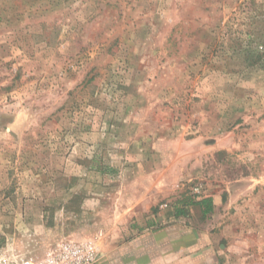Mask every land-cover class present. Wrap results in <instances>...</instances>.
Instances as JSON below:
<instances>
[{
  "label": "rangeland",
  "instance_id": "374dc122",
  "mask_svg": "<svg viewBox=\"0 0 264 264\" xmlns=\"http://www.w3.org/2000/svg\"><path fill=\"white\" fill-rule=\"evenodd\" d=\"M177 212L264 264V0H0V250Z\"/></svg>",
  "mask_w": 264,
  "mask_h": 264
},
{
  "label": "crops",
  "instance_id": "0c3cea01",
  "mask_svg": "<svg viewBox=\"0 0 264 264\" xmlns=\"http://www.w3.org/2000/svg\"><path fill=\"white\" fill-rule=\"evenodd\" d=\"M233 200L232 196L228 197L226 207H229ZM213 205L215 216L219 219V214L223 216L224 210L222 213L218 211L219 201L216 196ZM200 213L203 215L204 212L200 209ZM171 218L174 221L161 229L142 232L124 243H108L96 264H227L225 250L221 252V256L214 252L218 242L217 235L213 236L214 226H184L181 223L184 217L180 216L179 212ZM217 225L218 230L221 229V225ZM221 230L224 235L231 228L222 226ZM218 257H222L224 261L220 262Z\"/></svg>",
  "mask_w": 264,
  "mask_h": 264
},
{
  "label": "built area",
  "instance_id": "2783aa9c",
  "mask_svg": "<svg viewBox=\"0 0 264 264\" xmlns=\"http://www.w3.org/2000/svg\"><path fill=\"white\" fill-rule=\"evenodd\" d=\"M97 257L96 248L89 242H61L42 258L0 250V264H95Z\"/></svg>",
  "mask_w": 264,
  "mask_h": 264
}]
</instances>
